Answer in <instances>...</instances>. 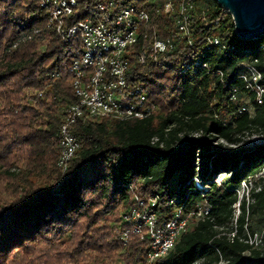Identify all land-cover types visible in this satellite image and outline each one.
<instances>
[{
  "label": "trees",
  "instance_id": "obj_1",
  "mask_svg": "<svg viewBox=\"0 0 264 264\" xmlns=\"http://www.w3.org/2000/svg\"><path fill=\"white\" fill-rule=\"evenodd\" d=\"M104 1L79 0L67 26ZM115 1L150 14L126 57L135 60L157 39L175 41L161 63L148 58L127 74L129 85H143L159 109L145 119L80 120L72 127L80 147L63 169L60 127L68 107L78 102L68 68L81 39L49 27V14L37 0H0V264H149L148 242L134 234L125 241L120 233L135 194L158 195L157 209L168 217L173 207L166 202L173 197L177 205L212 206L154 264H264V245L241 241L246 201L237 235L230 240L223 234L232 230L236 188L264 169V144L230 154L215 150L211 139L212 132L230 142L264 132V96L258 103L240 78L246 65L262 58L264 34L242 40L232 15L216 0H193L190 46L175 14L158 12L178 0ZM208 36L220 45H207ZM197 59L194 71L181 72L185 62ZM256 66L264 70L261 61ZM53 71L61 76L52 78ZM234 90L237 101L230 98ZM246 98L252 112L239 113ZM199 130L203 135L193 137ZM220 173L229 176L219 185L213 180ZM195 176L209 183L207 192L196 188ZM250 198L251 216L263 214L264 186L256 185Z\"/></svg>",
  "mask_w": 264,
  "mask_h": 264
},
{
  "label": "built area",
  "instance_id": "obj_2",
  "mask_svg": "<svg viewBox=\"0 0 264 264\" xmlns=\"http://www.w3.org/2000/svg\"><path fill=\"white\" fill-rule=\"evenodd\" d=\"M42 9L47 10L48 26L54 27L58 33L65 35L67 39L80 37L81 46L68 68L72 74V86L78 97V102L71 104L65 116V121L60 127V141L62 150L59 158V166L63 169L75 152L80 147L78 137L72 127L80 120L88 118L111 117L120 121L130 119H145L154 114L159 106L149 98L148 91L143 85H129L127 74L133 63L144 65L147 59L161 63L176 44L173 38L155 40L148 50L142 51L135 60L126 57L127 50H131L137 44L142 25L149 21L150 14L134 5L121 6L115 0L98 2L89 8V14L83 20H79L71 26H67L66 17L72 15L77 9L79 0H37ZM195 5L193 0L168 1L158 10L164 13L175 14V26L188 45H193L191 37V21L194 18ZM207 45H220L217 37H206ZM262 58L245 66L240 78L245 82L247 89L252 91L258 103L263 102L264 96V70H260L256 64L264 65V45L262 46ZM200 60L193 63L185 62L181 72L194 71ZM203 67L208 68L207 64ZM209 69V68H208ZM210 73V70H208ZM60 71H53L51 77L58 79ZM42 96V92L39 93ZM231 100H238L236 90L231 94ZM252 112L250 100L246 98L242 107L238 110ZM215 119L226 124V119L219 114H214ZM212 144L215 150L224 153H235L240 149L255 148L264 144V132L258 131L247 134L238 142H230L218 133H211ZM203 131L192 134L200 137ZM158 138H154L157 141ZM223 176V178H221ZM228 173H220L215 176L214 182L221 184ZM252 179V178H251ZM251 179L244 180L236 188L238 200L234 204V220L232 230L223 232L230 240L238 233V219L243 213L242 204L246 201V219L241 241L253 248L264 245V225L260 230L253 231L247 223L250 214L249 204L252 199L250 192L254 188ZM197 189L203 193L210 189L209 183H204L200 177H193ZM160 197L154 195L144 197L135 194L133 204L123 215L124 227L120 230L122 238L127 241L131 234L148 242L147 261L154 264L157 260L165 258L175 247L181 235L189 230L192 225L206 218L212 210V206L205 201H196L191 207L182 203L177 205V198L169 199L166 204L173 207L170 216H163L157 209ZM221 261L218 264H223Z\"/></svg>",
  "mask_w": 264,
  "mask_h": 264
},
{
  "label": "water",
  "instance_id": "obj_3",
  "mask_svg": "<svg viewBox=\"0 0 264 264\" xmlns=\"http://www.w3.org/2000/svg\"><path fill=\"white\" fill-rule=\"evenodd\" d=\"M234 20L236 35L252 40L264 34V0H216Z\"/></svg>",
  "mask_w": 264,
  "mask_h": 264
},
{
  "label": "rangeland",
  "instance_id": "obj_4",
  "mask_svg": "<svg viewBox=\"0 0 264 264\" xmlns=\"http://www.w3.org/2000/svg\"><path fill=\"white\" fill-rule=\"evenodd\" d=\"M259 176L263 177L262 179L259 178ZM223 178V176L221 177ZM252 185L255 187L256 185L259 186H264V169L262 171V173H260L258 176H256L254 179H251ZM247 223L249 225H252V228L257 231L260 230L262 228V225L264 224V213H255L253 215V217L251 216V214H249V216L247 217ZM56 250H59L58 248ZM22 253L19 254V256L21 257ZM196 264H203L202 261L196 263Z\"/></svg>",
  "mask_w": 264,
  "mask_h": 264
}]
</instances>
